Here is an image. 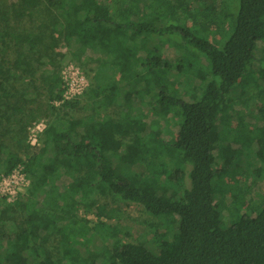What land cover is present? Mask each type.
Returning <instances> with one entry per match:
<instances>
[{"label":"trees","instance_id":"obj_1","mask_svg":"<svg viewBox=\"0 0 264 264\" xmlns=\"http://www.w3.org/2000/svg\"><path fill=\"white\" fill-rule=\"evenodd\" d=\"M22 20L36 21L35 31ZM48 36L77 62L96 64L95 116H79L65 99ZM166 43L178 46L172 56L161 54ZM262 51L264 0L0 6V174L21 168L30 181L25 198L0 214V264H264V100L246 125H221L240 114L238 91L253 86L264 96ZM53 104L62 115L39 145L25 146V160L12 153V131L26 134ZM160 115L176 120L175 132ZM238 177L243 194L229 182ZM103 191L142 205L162 221L164 239L124 243L100 233L104 225L90 228L79 207L91 210ZM230 191L247 205L224 215L219 198Z\"/></svg>","mask_w":264,"mask_h":264},{"label":"rangeland","instance_id":"obj_2","mask_svg":"<svg viewBox=\"0 0 264 264\" xmlns=\"http://www.w3.org/2000/svg\"><path fill=\"white\" fill-rule=\"evenodd\" d=\"M17 1L18 0H0V6L16 3ZM46 14L43 6L40 5L36 8V15L39 16L40 19H38L39 22L44 19ZM22 22V28L35 31L36 21L31 23L28 20H22ZM17 24L18 23L15 21L13 22L15 27ZM222 29H225V26H223ZM215 33L216 32L213 33V42L217 43L218 37ZM46 41L50 48L48 52L54 57L55 61H57L56 65H58L60 75L65 83L66 99L78 103L79 109L77 114L79 116H95V113H97L99 109L97 105L91 104L88 98V90L93 83V71L96 69V64L91 59H85L82 63L77 62L72 55V51L61 41L60 37H58L57 44H54L50 36L46 38ZM160 49L162 56H172V54H175L174 52L178 50V46L173 43H166ZM90 56L97 58L99 53L91 51ZM258 56L261 60H264V51L259 53ZM199 66L203 67V63L199 62L196 67ZM261 83L262 81L258 84L263 86L264 84ZM238 96L240 98H237V106L240 114L235 117L230 114L226 118H223L221 120L222 126H235L240 123L246 125L250 114H255L262 104L261 100H264L263 94L254 89L253 86L250 87L249 91H238L235 97ZM61 115L62 109L60 105L53 104L51 116L34 122L28 128L26 134H17L16 131H12L11 138L6 140L7 147L12 153L25 160L28 155L25 146L36 144V139L39 144L40 138L42 137L39 129H42L43 126L47 127L50 122L58 120ZM157 119L158 121L162 120L161 122L164 123L165 126L171 128L172 132H175L173 128L177 124L175 119L165 118L164 115H160ZM39 123H42V125L37 129L35 126ZM249 177L248 175L245 176L242 181L244 183H249ZM239 181H241L240 177L235 179L231 178L229 180V182L234 183L236 187L235 190L238 191L237 193L243 194V187L239 185ZM29 182V179L22 174L21 168L13 170L6 176L2 175V173L0 174V214H2L7 204H12L16 199L23 200L25 198ZM260 186L264 188V184ZM233 195L234 193L230 191L225 197L222 196L219 198V200H222L220 202L221 212L224 215L235 207L241 210L247 205V200L245 198L234 201ZM92 199L96 200V205L92 207L91 210H86L84 207L80 206V216L89 221L90 228L95 227L97 224H101V226L104 225L99 231L107 236V239L113 237L121 239L124 243L132 244L146 242L152 246H156L159 240L164 239L165 228L162 226V221L149 216L142 205L124 203L121 201L116 202L106 191L96 194ZM100 233L98 235H100ZM56 240L59 241V238L57 237ZM47 245L49 248H52L57 245V243L51 238Z\"/></svg>","mask_w":264,"mask_h":264},{"label":"built area","instance_id":"obj_3","mask_svg":"<svg viewBox=\"0 0 264 264\" xmlns=\"http://www.w3.org/2000/svg\"><path fill=\"white\" fill-rule=\"evenodd\" d=\"M65 99H66V97H65ZM67 100V99H66ZM42 125V123H39V124H37L35 127L37 128V129H39V126H41ZM45 129H46V127L45 126H43V128L42 129H39V131L41 132V134H43L44 133V131H45ZM33 146H38L39 144H38V142H37V139H36V144H32Z\"/></svg>","mask_w":264,"mask_h":264}]
</instances>
